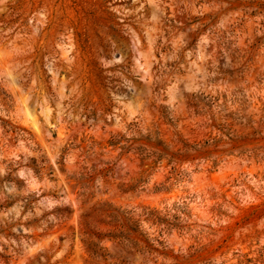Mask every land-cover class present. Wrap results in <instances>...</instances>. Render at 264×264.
<instances>
[{
    "label": "rangeland",
    "instance_id": "obj_1",
    "mask_svg": "<svg viewBox=\"0 0 264 264\" xmlns=\"http://www.w3.org/2000/svg\"><path fill=\"white\" fill-rule=\"evenodd\" d=\"M0 264H264V0H0Z\"/></svg>",
    "mask_w": 264,
    "mask_h": 264
}]
</instances>
